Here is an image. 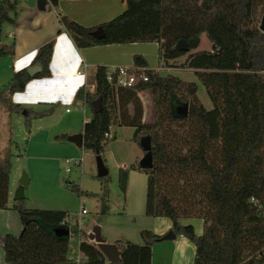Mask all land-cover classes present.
I'll use <instances>...</instances> for the list:
<instances>
[{
	"label": "trees",
	"instance_id": "trees-1",
	"mask_svg": "<svg viewBox=\"0 0 264 264\" xmlns=\"http://www.w3.org/2000/svg\"><path fill=\"white\" fill-rule=\"evenodd\" d=\"M51 1L55 6L58 3ZM125 1L126 11L100 26L87 28L63 15L60 25L78 49L156 43L161 67L166 68L189 53L183 67L194 71L212 108L208 110L201 102L197 83L148 69L141 55L133 57L134 66L145 69L148 81L132 88L108 82V68L99 66L91 83L95 92L81 88L75 97L80 106L92 111L91 120L81 130L83 149L101 155L104 144L114 139L105 133L116 124L133 127L138 144L143 136H150L153 167L142 169L137 163L121 170L122 192L127 193L130 170L145 173L146 216L170 219L177 236L195 246L194 264H264V33L253 23L255 6L264 0ZM16 14V1H2L0 28L4 23L15 25ZM100 27L106 36L98 40L91 33ZM203 35L211 42V50L192 54ZM180 40L187 42L189 52L176 48ZM54 46L52 40L39 48L35 63L43 71L36 79L51 76ZM6 55L0 48V58ZM33 79L27 69L15 73L0 100L9 109H19L12 96L24 92ZM142 91L153 100L152 124L143 121ZM184 105L189 108L185 116L177 111ZM67 138L57 137L59 141ZM12 157L10 150L0 156V211L10 210ZM64 185L84 194L73 183ZM27 201L25 197L11 208L19 214L23 231L5 234L4 264H152V247L162 237L147 230L141 232L142 244H119L120 262L109 263L97 244L89 241L93 234L88 239L86 233L79 245L83 260L70 259L69 237H57L53 231L65 227L71 232L69 213L28 209ZM182 219L202 220V235L192 225H183Z\"/></svg>",
	"mask_w": 264,
	"mask_h": 264
},
{
	"label": "crops",
	"instance_id": "crops-1",
	"mask_svg": "<svg viewBox=\"0 0 264 264\" xmlns=\"http://www.w3.org/2000/svg\"><path fill=\"white\" fill-rule=\"evenodd\" d=\"M2 1L4 0H1L0 3ZM9 1L12 2V0ZM14 1L17 3L16 23L13 27L12 34H9V37L13 35L14 44L11 48H8V46L2 47L0 44V48L7 52V55L1 59H9L8 64H5L3 68L4 75L2 76V84H9L15 73L25 70L35 64V58L39 48L49 41H55L50 63L51 76L41 79L34 78L28 83L24 92L15 93L12 96V101L16 105L38 106L61 104L64 106L76 104L77 107L83 108L80 106L82 104H79L75 100L77 92L84 86L85 82L84 78L78 75V69L81 64L94 70L99 66H104L108 68V70H115L121 66L134 67L133 57L135 55H141L147 60L149 65L148 69L158 72L161 70L159 47L156 43L106 45L78 49L69 34L60 25L59 17L63 15L69 20L87 28L100 26L112 21L126 11L127 4L125 0H58L56 6L53 5L50 0L44 12L39 11L36 4L25 6L26 8H22L19 12L18 8L19 6L21 7V4H24V2L20 4L19 0ZM4 24H2L1 27ZM86 81L88 83L87 74ZM147 95L150 96L146 91L139 93L144 107L143 121L152 124L155 120V107L151 96V100H148L147 107L145 106L143 96L148 97ZM151 110H153V121L149 118V116H151ZM130 112H132V107H130ZM71 113L72 112H67V114ZM114 126L132 129L133 135L131 140L135 142V129L133 127L120 126L119 124ZM67 135L71 136L70 133ZM57 137L53 140L54 136H52L49 128L38 129L31 133L29 137L28 151L32 158H34V161L29 159L28 164L30 167H33L31 168L32 171L29 170V185L28 188L25 189V197L28 199V209L48 210L43 208H50L52 203H57L56 192L60 190L62 176L61 171L57 169L55 165L68 158L73 159L78 157V152L75 148V146L78 147L77 145L74 144L75 146H73V143L68 140L66 143L64 141H59ZM114 139H117V136H115ZM33 143H36V148L33 147ZM81 149H83V147ZM36 150L39 153H36ZM44 162L52 164V170H36L34 167L36 163L44 165ZM136 176V172H128V183L130 180V186L129 189L127 187V190H130V192L133 189L132 180H136ZM11 184L12 179L10 178V189ZM147 184L148 176L146 181L145 202H143L142 199L144 191L139 195L134 189V200L132 203L131 200L128 203L127 209H125V215L126 218L127 216L131 218L133 223L131 229H137L140 236L142 231L147 230L163 237L170 231H173V224L168 218H157L154 220L149 217L146 218ZM18 186L19 183L16 181V188ZM16 188H14V190ZM10 194L11 190L9 192V200ZM8 210L0 211V221L4 213H7ZM49 211L55 210L49 209ZM181 222L183 225H192L195 229V233L197 235H202V220L182 219ZM3 230V236L9 234V227L5 226ZM90 235V233H87L88 239ZM131 238V236L123 234V237H106L104 240L109 244L116 242H120V244L127 242L134 243L135 238ZM164 242L170 241H158L156 245ZM169 245L173 248L172 252L175 256V260L179 259L183 262L182 260H185L186 254L188 253L190 254V264H194L196 248L188 239L183 236H177L176 240L171 241ZM155 247V245L152 247V252Z\"/></svg>",
	"mask_w": 264,
	"mask_h": 264
},
{
	"label": "rangeland",
	"instance_id": "rangeland-1",
	"mask_svg": "<svg viewBox=\"0 0 264 264\" xmlns=\"http://www.w3.org/2000/svg\"><path fill=\"white\" fill-rule=\"evenodd\" d=\"M22 2H24V4H21ZM19 3L21 4V7L19 6L18 8L19 12L22 8H26L25 6H29L30 4H36L37 7V0H19ZM9 15L11 18L15 19V15L13 13H10ZM263 15L264 1H259L257 2L254 10L253 23L255 26H260ZM13 27L14 25L6 23L0 28V44L2 47L8 46V48H11L13 46V35L12 37H9V34H12ZM211 48V42L208 40L206 35H203L200 47L191 53L195 54L202 51H209ZM188 56L189 53L185 57L180 58L178 61L170 62V69H167L163 65L160 73L163 76H176L187 83H197L198 97L203 105L210 110L212 108V103L207 96L206 89L199 83L194 71L183 67V64H185ZM8 62L9 59L3 60L0 58V93L5 89V85H8L2 84V76L4 75L3 68L5 64H8ZM84 69L88 75V85L91 86V83L93 82L94 69L88 67H84ZM147 96L148 97L143 96V102L146 107L148 100H151V95ZM6 97L10 99V95H6ZM67 109H69V112L72 113L67 114ZM26 110L29 112L27 113ZM40 114H46V116L41 117L39 116ZM91 117L92 111L88 106L79 108L76 104H68L64 106L61 104L38 106L20 105L19 109H9L0 100V156L3 157L7 150H10L13 154L12 172L10 177L12 179L10 189L11 194L10 200L8 201V207L10 210H8L7 213H4L2 220L0 221V264H4L2 259V246L4 238L3 229L5 226L9 227V233L12 235H19L23 231V225L19 214L11 208H13L16 204L15 193L18 188H16V181L19 183L24 175L29 176V172L32 171L31 168H33L28 165L29 159L34 161V158H32L28 151V142L31 133L41 128H49L52 136H54L53 140L56 139L57 135H67L69 133L71 135L78 134L81 133L85 120L90 119ZM149 118L152 119V121L154 120L153 110H151V116H149ZM110 132L111 136H117V139H113L105 143L101 154L109 171L107 178H104L103 180H99L97 178L98 171L95 153L78 148L74 144L72 145L75 146L78 152V157L73 159L68 158L55 165L56 168L61 171L62 176L60 190H57L58 192H56L57 203H52L50 208L43 209L62 210L69 213L68 220L70 221L71 232L68 238L70 241L68 256L72 260H83V255L79 252L82 234L92 233L96 227L101 229L102 236L104 238L123 237V234H127L132 237L131 239L135 238L134 244L143 243L137 229H131L133 227V223L129 216L126 218L125 209H127L130 200L131 203L134 200V189L139 195L144 191L142 199L143 202H145L147 175L142 171L130 170L136 172L137 176L136 180H132V191L130 192V190H127V193L124 194L121 190L120 171L129 168L132 164L139 163L144 156V151L138 143L131 140L133 135L132 129L114 126L110 129ZM64 142L66 143V141ZM33 147L36 148V143H33ZM36 153L39 152L36 150ZM77 160H82L80 166H77L74 163ZM43 164L44 165H39L36 163V166L34 167L36 170H52V164H48L46 162ZM67 169H71V172L68 173L66 171ZM64 183H73L78 186L79 190L84 192V194L80 196L78 193L66 188ZM129 183L128 189L130 186ZM14 188L16 189L14 190ZM83 210L85 213H83ZM90 242L92 241L90 240ZM169 244H171V241L157 245L156 243L154 244L156 247L152 252V264L191 263L190 254L188 253L186 254L185 260H182L183 262L179 259L175 260V256L172 252L173 248Z\"/></svg>",
	"mask_w": 264,
	"mask_h": 264
},
{
	"label": "water",
	"instance_id": "water-1",
	"mask_svg": "<svg viewBox=\"0 0 264 264\" xmlns=\"http://www.w3.org/2000/svg\"><path fill=\"white\" fill-rule=\"evenodd\" d=\"M48 1L47 0H38L37 1V9L39 11H46ZM259 30L264 33V15L261 20V24L259 26ZM92 37L101 40L103 39L106 34L103 28H97L94 32L91 33ZM1 41V39H0ZM180 51L189 52V46L185 40H180L176 47ZM43 71V66L40 63H35L29 68H27V73L30 77L35 78L37 75L41 74ZM28 85V84H27ZM26 85V87H27ZM26 89V88H25ZM100 107V100L96 101L94 104V113L99 112ZM178 114L180 115H187L189 112L188 105L179 106L177 108ZM67 140L79 148H82L84 145V134L78 133L71 136H68ZM139 145L144 151L143 158L139 161V166L142 169H151L153 167V153H152V141L150 136H143L140 140ZM96 162H97V177L105 178L108 176L109 171L102 159L100 154L96 155ZM29 185V178L28 176L24 175L23 178L19 181V186L15 193V200L22 201L25 198V189ZM54 233L57 237H69L70 230L65 227L55 228ZM93 237L90 239L92 242L97 244L98 248L101 250L103 255L106 257L109 263H117L121 261V252L119 251V244L120 242H116L113 244L106 243L104 238L101 235V229L96 227L93 232ZM177 238V234L174 231H170L168 234L163 236L160 241H174Z\"/></svg>",
	"mask_w": 264,
	"mask_h": 264
},
{
	"label": "built area",
	"instance_id": "built-area-1",
	"mask_svg": "<svg viewBox=\"0 0 264 264\" xmlns=\"http://www.w3.org/2000/svg\"><path fill=\"white\" fill-rule=\"evenodd\" d=\"M48 2L50 0H47ZM84 67H86L85 65L81 64L80 68L78 69V75L81 76L82 78H84L85 82H84V86H82V88H86L88 87V91L91 93L95 92V85H91L89 86L87 81H86V73H85V69ZM83 70V71H82ZM107 80L110 83H115L118 86L121 87H125V88H132L133 86H135L136 84H139L141 82H147L148 81V76L145 74V69H140V68H136L134 67H128V66H121L115 70H109L107 72ZM81 89V88H80ZM83 105L82 107L84 108ZM67 112H69L70 110L67 109ZM91 120L90 119H86L85 123L89 122ZM105 137L106 138H112L110 131L105 133ZM82 160H77L74 163L77 166L81 165ZM68 173L71 172V169H67L66 170ZM83 213H85V211L83 210ZM92 234V233H90ZM77 262L79 263V260H77Z\"/></svg>",
	"mask_w": 264,
	"mask_h": 264
}]
</instances>
